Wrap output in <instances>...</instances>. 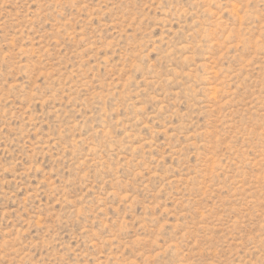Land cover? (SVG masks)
<instances>
[{
    "label": "rangeland",
    "instance_id": "374dc122",
    "mask_svg": "<svg viewBox=\"0 0 264 264\" xmlns=\"http://www.w3.org/2000/svg\"><path fill=\"white\" fill-rule=\"evenodd\" d=\"M0 264H264V0H0Z\"/></svg>",
    "mask_w": 264,
    "mask_h": 264
}]
</instances>
